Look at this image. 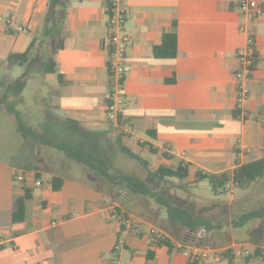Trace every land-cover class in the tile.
<instances>
[{
	"label": "crops",
	"instance_id": "1",
	"mask_svg": "<svg viewBox=\"0 0 264 264\" xmlns=\"http://www.w3.org/2000/svg\"><path fill=\"white\" fill-rule=\"evenodd\" d=\"M238 1L125 0V32L130 38L125 54L128 71L121 119L116 127L105 115L108 0H68L59 27L63 47L54 56L57 35L47 39L52 48L50 58L61 81L56 75H42L41 88L49 92L45 98L41 94L33 96L36 104L28 111L31 116L37 115L39 124L30 125L56 137L82 139L97 154L110 152L120 160L125 158L119 152L121 146L141 157L152 155V173L159 166L189 164L192 171L188 182L193 181L197 170L210 174L231 172L261 159L264 0H257L261 14L249 23L239 12ZM48 2L0 0V17L8 13L14 22L8 28L0 21V63L6 64L11 54L24 53L32 40L42 36ZM173 23L177 56L172 60L155 59L152 48L172 30ZM244 25L246 33L240 32ZM16 26L26 27L28 33H18ZM247 35L255 47L253 73L247 84L249 97L244 116L234 118V112H238L233 78L238 68L236 53L245 46ZM69 121L79 127L73 130ZM24 144L29 150L27 157L0 160V264H190L188 247L177 251L151 245L147 235L150 229L163 232L171 245L196 242L218 256L227 249L233 251L229 219L220 231L191 234L186 241L187 232L170 224L165 212L149 199L128 196L56 151L31 142ZM148 146L157 153L152 154ZM36 174L40 179H35ZM14 175H24V182L14 180ZM53 177L62 180L57 192L49 184ZM36 181L40 186L35 185ZM158 183L160 187L178 184L173 180ZM23 188L31 190L32 198L26 205L24 221L16 224L12 222L14 198L22 195ZM188 196L189 202L199 200ZM227 204L231 215L233 207L242 213L250 203L243 195L238 198L232 194ZM182 208L193 214L189 208ZM113 210L132 219L137 228H121ZM262 223L264 219L250 223V241H244V245L264 250V242L256 235ZM118 237L122 248L115 255ZM149 252L151 258L147 257ZM233 257L228 261L219 256L218 262L210 257L198 264H264L261 258L245 262L243 257Z\"/></svg>",
	"mask_w": 264,
	"mask_h": 264
},
{
	"label": "trees",
	"instance_id": "2",
	"mask_svg": "<svg viewBox=\"0 0 264 264\" xmlns=\"http://www.w3.org/2000/svg\"><path fill=\"white\" fill-rule=\"evenodd\" d=\"M67 3L68 0H49L47 5L46 14L44 17L45 25L41 38L47 39L52 34L57 35L53 56L54 54H57L63 47L62 39L59 36V27L61 22L64 20ZM38 42L39 40L36 38L32 40L30 46L24 53H15L8 56L6 60L7 64L24 68V72L21 74V76L12 81H7L4 78H0V107H2L5 113L12 116L14 131L20 140L22 142H31L43 148L60 153L67 161L73 162L83 167L98 179L105 181L110 185L121 188L128 196L152 200L157 207L165 212L166 218L170 224L181 227L187 232V236L185 237L186 241L191 239V234H197L199 232L211 233L220 231L224 226L223 222H213L209 218L194 215L189 210L170 202L164 195L151 187L146 180L134 175L133 173L114 170L111 163L109 162L110 158L108 156H110V152L104 153L103 155L97 154L96 150L92 149V147L82 139L56 137L44 130L31 126L27 122L22 112L19 111V106L23 103L22 93L27 86L29 71L31 67L38 62V52H34V48ZM152 56L158 60H172L176 58L177 46L175 23H173L172 30L168 33H164L161 36L160 43L152 48ZM42 71L43 74L47 76L56 75L57 81H61V76L56 74L55 64L51 58L48 59L44 65H42ZM237 114L238 112H234V118H237ZM120 119L121 115L118 118V125L120 123ZM68 124L71 125L73 130L79 127L77 123L72 121H69ZM148 134L151 135L150 132H148ZM148 150L152 154L157 153L151 146H148ZM119 152L126 159L139 164V166H141L144 170H148L150 168L149 163L145 159H143L140 155L132 153L129 149L121 146L119 147ZM191 171V165L180 163L175 168L159 166L152 173V176L158 182H168L172 180L178 181V188L180 191L185 193L188 192L190 187L194 188L199 183L205 182L207 183L213 195L218 197L229 192L230 190L228 191V187L245 191L252 185L262 180L264 178V156L261 159L240 165L231 172L210 174L197 170L194 173L193 181L188 182L186 180L189 178ZM16 177L17 176L14 175V178ZM34 177L36 180L40 179V175L38 174L34 175ZM49 184L52 190L57 192L61 187L62 180L58 177H53L49 180ZM22 191V195L16 196L14 198L12 222L16 224L24 221L26 205L32 198L30 189L23 188ZM117 215L126 217L119 211H117ZM263 219L264 206H259L242 213L234 214L231 219V224L229 223V225L232 229H242L251 221ZM122 226L123 225H120L121 228ZM119 241L120 239L118 237L116 243ZM193 243L194 245H198L196 242ZM151 245L165 246L169 250H175L169 240L152 241ZM1 249L2 248H0V252L2 251ZM118 250L114 249L113 253L117 255ZM219 256L222 259L228 261H232L234 258V254L231 249L223 251L219 254ZM147 257L151 258L152 254L149 252ZM258 258L264 260V253L262 252V249L256 248L251 255L245 256L244 260L245 262H248L251 259ZM189 262L190 264H198L197 262Z\"/></svg>",
	"mask_w": 264,
	"mask_h": 264
},
{
	"label": "rangeland",
	"instance_id": "3",
	"mask_svg": "<svg viewBox=\"0 0 264 264\" xmlns=\"http://www.w3.org/2000/svg\"><path fill=\"white\" fill-rule=\"evenodd\" d=\"M47 39H42L41 37L38 38V47L36 45L34 48V52H38V62L34 64V66H32L29 71V79L27 82V86L22 93L23 103L19 106V111H21L25 117L27 116V118L30 119L29 121L27 120V118L24 117L27 122L36 126H38L39 124V118H37L36 114H33L31 116L30 111H28V109H31V106L33 104H36L35 102H33V96L35 94H41L42 97L45 98L49 92L46 87L41 88V81L43 75L42 65H44L48 61L49 57L51 56L52 50V48L49 46V42L47 41ZM23 72L24 68H20L12 64L0 63V78H4L7 81H12L18 78ZM46 82L48 84L51 83L50 80H47ZM27 152H29V150L26 148V145L14 132L12 116L8 115L4 111L0 112V160H4L6 157H8L9 161H16V159L20 158L21 156L27 157ZM112 154L109 158L114 170H119L126 173H133L134 175L146 180L154 189H161V191L157 192L164 195L173 204H176L181 207H187L193 212V214L200 213L206 218L212 219L214 222L215 220H217L216 222L220 221L222 223L226 219H229V223L231 224L232 217L234 216V214L238 213L235 212V207H233L232 209L234 211H231V215H229L227 209V203H229L232 194L238 198L243 195L244 200L249 201L250 203L248 204V210L257 208L259 206H264V178L256 184L252 185L244 192L242 190H237L233 189L232 187H228V191H230L218 197L213 195L207 183L205 182L200 183V185L195 188L190 187L188 192L185 193L180 191V189L178 188L179 184H171L169 186L165 185L166 188L165 186L160 187V183H158V181H156L152 176V170L155 168V158H153L152 155L142 154V157L144 159H148V161L152 165L151 167L149 166L150 168L148 170H144L136 162L130 161L126 158H122L120 160L118 158H115ZM176 188L180 192L177 193L176 191L178 190H176ZM253 192L255 193L254 197H252ZM188 195H193L199 200L189 202ZM236 205L237 204H235L234 206ZM250 223L247 224L243 229H233V241L235 242V245H233V251H236L237 247L242 246L243 250L247 251L249 255L253 253L254 249H252V247L243 244L244 241H250L251 236L248 235L249 229H251L250 227H252L250 226ZM256 231V235L260 237V240L262 242H264V224L262 223ZM262 252L264 253V250H262ZM242 257L244 259L245 256Z\"/></svg>",
	"mask_w": 264,
	"mask_h": 264
},
{
	"label": "built area",
	"instance_id": "4",
	"mask_svg": "<svg viewBox=\"0 0 264 264\" xmlns=\"http://www.w3.org/2000/svg\"><path fill=\"white\" fill-rule=\"evenodd\" d=\"M238 9L242 17L246 22H252L257 19L261 14V7L257 0H239ZM0 21H3L6 27L14 26L13 19L10 14H6L4 17H0ZM126 24V4L125 0H109L107 6V29H108V60L107 66V102H106V118L113 125L118 127V118L122 114L123 107V84L124 78L128 71V67L125 62V54L127 46L130 42V38L125 32ZM15 30L18 33L27 34L28 29L26 27L16 26ZM246 25L240 28V32L246 33ZM255 47L253 39L247 35L246 44L240 48L236 53V61L238 68L233 73L234 89L236 94V110L238 111L237 118H243L244 104L248 100L249 91L247 84L251 80L254 66ZM24 175L17 176L18 182H24ZM36 186H40L39 182H35ZM112 215L117 219L120 225L137 228V225L132 222V219L128 217H121L117 215V210H113ZM147 235L152 241H166L168 237L157 229H150L147 231ZM170 241V240H169ZM175 250L180 251L188 247L187 257L192 262L207 261L210 257L215 262L219 261V256L215 251L210 249H203L198 245L186 244L185 242H173ZM122 248V242L116 243L114 249L118 250ZM236 257L248 256L249 253L243 250L242 246L237 247L234 251Z\"/></svg>",
	"mask_w": 264,
	"mask_h": 264
}]
</instances>
